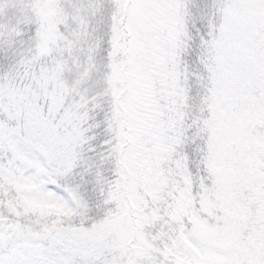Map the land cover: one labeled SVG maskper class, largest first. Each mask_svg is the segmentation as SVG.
I'll list each match as a JSON object with an SVG mask.
<instances>
[{"label":"snow or ice","instance_id":"obj_1","mask_svg":"<svg viewBox=\"0 0 264 264\" xmlns=\"http://www.w3.org/2000/svg\"><path fill=\"white\" fill-rule=\"evenodd\" d=\"M0 264H264V0H0Z\"/></svg>","mask_w":264,"mask_h":264}]
</instances>
